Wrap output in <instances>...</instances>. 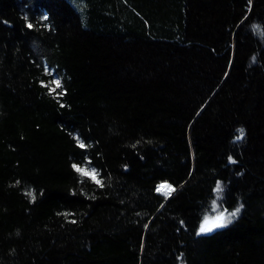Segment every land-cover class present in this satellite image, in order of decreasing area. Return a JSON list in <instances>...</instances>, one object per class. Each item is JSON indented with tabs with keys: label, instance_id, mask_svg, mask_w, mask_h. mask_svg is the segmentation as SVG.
<instances>
[{
	"label": "trees",
	"instance_id": "trees-1",
	"mask_svg": "<svg viewBox=\"0 0 264 264\" xmlns=\"http://www.w3.org/2000/svg\"><path fill=\"white\" fill-rule=\"evenodd\" d=\"M0 264H264V0H0Z\"/></svg>",
	"mask_w": 264,
	"mask_h": 264
},
{
	"label": "snow or ice",
	"instance_id": "snow-or-ice-1",
	"mask_svg": "<svg viewBox=\"0 0 264 264\" xmlns=\"http://www.w3.org/2000/svg\"><path fill=\"white\" fill-rule=\"evenodd\" d=\"M43 19H47V17L45 16V17H43ZM27 27L31 28V27H33V25L31 23H29L27 25ZM258 28H259V26L253 25L254 30H258ZM52 83L55 84L56 88L50 89L51 92H55L56 89L62 87L59 80H54V81H52ZM58 95H63V93L60 92V93H58ZM240 133H241V135L236 137L237 140H240L243 136V130L242 129L240 130ZM76 142L80 148L86 147L84 142L81 141L78 137L76 138ZM229 160L232 161V158L229 157ZM232 162H234V161H232ZM72 167L76 170V172L80 173L82 177H89V178L93 179L96 184L103 187L102 182L96 178L98 176V173L95 169L88 170V169L82 168L76 164H73ZM17 183H19V182H17ZM155 191L157 193H160L161 195H163L165 198H167V197L172 195V193L175 191V188L170 183L164 181V182H161L160 184H158L156 186ZM222 191H223V186H222L221 182L218 181L216 188H215V192L217 193L218 197L222 193ZM26 195L30 196L33 200H35V195L31 191L27 192ZM217 207L218 206L216 204V201H213V208L216 209ZM239 211H240V208H237L235 211L230 212L227 215H225L224 211H219L217 213V215H215V216H212V217L205 216L203 218V221L201 222V224L199 226V233L198 234L208 233V232L213 231L216 228L226 226L228 223L231 222V220L234 217L237 216Z\"/></svg>",
	"mask_w": 264,
	"mask_h": 264
},
{
	"label": "rangeland",
	"instance_id": "rangeland-1",
	"mask_svg": "<svg viewBox=\"0 0 264 264\" xmlns=\"http://www.w3.org/2000/svg\"><path fill=\"white\" fill-rule=\"evenodd\" d=\"M173 193H174V192H173ZM173 193H172V194H173ZM216 215H217V214H216ZM213 216H215V215H213ZM210 217H211V216H210Z\"/></svg>",
	"mask_w": 264,
	"mask_h": 264
}]
</instances>
